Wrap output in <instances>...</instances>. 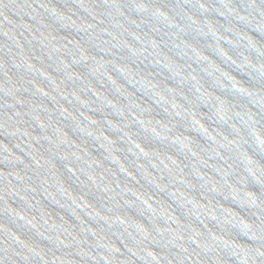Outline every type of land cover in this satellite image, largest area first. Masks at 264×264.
<instances>
[{"label": "water", "instance_id": "water-1", "mask_svg": "<svg viewBox=\"0 0 264 264\" xmlns=\"http://www.w3.org/2000/svg\"><path fill=\"white\" fill-rule=\"evenodd\" d=\"M0 264H264V0H0Z\"/></svg>", "mask_w": 264, "mask_h": 264}]
</instances>
